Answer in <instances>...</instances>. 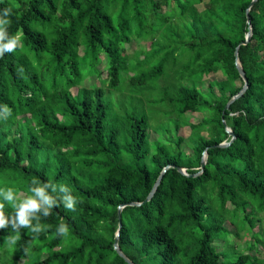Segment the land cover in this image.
Instances as JSON below:
<instances>
[{"label": "trees", "instance_id": "trees-1", "mask_svg": "<svg viewBox=\"0 0 264 264\" xmlns=\"http://www.w3.org/2000/svg\"><path fill=\"white\" fill-rule=\"evenodd\" d=\"M250 1L0 0V12L12 9L9 35L21 36L0 58V113L11 110L0 120V179L17 180L10 187L23 196L33 179L56 184L53 195H67L65 184L80 201L75 212L62 203L41 211L48 228L38 236L0 229V264H129L113 246L118 229L135 264H264V0L240 44ZM135 39L147 45L128 52ZM236 57L248 84L225 109L243 86ZM85 76L99 83L83 85ZM145 102L171 117L162 135L137 109ZM226 126L235 138L213 147L230 140ZM205 149L199 175L169 166L144 201L166 165L195 173ZM130 201L141 204L122 208L118 228V205ZM61 220L67 237L56 235Z\"/></svg>", "mask_w": 264, "mask_h": 264}, {"label": "clouds", "instance_id": "clouds-1", "mask_svg": "<svg viewBox=\"0 0 264 264\" xmlns=\"http://www.w3.org/2000/svg\"><path fill=\"white\" fill-rule=\"evenodd\" d=\"M12 12L11 8H5L0 12V58H3L5 53H13L17 48L21 47V36L19 33L15 35H9L8 28L11 21L9 16ZM19 71H23L20 69ZM4 113H0V120L6 121L11 116V110L4 105ZM49 187L53 189V192L48 191ZM57 185L48 181L47 183H41L40 181L33 179L29 191L31 195L23 196L17 194L13 188L7 189L0 188V198L3 201H7L14 212L11 215L5 214V204L0 202V229L11 227L17 234L21 232V229H28L30 233H34L37 236L46 231L47 225L40 223V213L43 212L44 217L51 215V209L58 207L59 203H62L67 211H76V206L80 202L78 198L72 194V190L65 184H60L59 188L61 192L68 193L67 195L60 196L53 195L56 193ZM35 221V224L33 223ZM56 235L60 237H67L69 235V227L61 220L56 229ZM19 235L8 236L5 238V244L11 248L19 240ZM25 253L30 252V248L24 249Z\"/></svg>", "mask_w": 264, "mask_h": 264}, {"label": "rangeland", "instance_id": "rangeland-1", "mask_svg": "<svg viewBox=\"0 0 264 264\" xmlns=\"http://www.w3.org/2000/svg\"><path fill=\"white\" fill-rule=\"evenodd\" d=\"M201 7H202V4L199 5V8H201ZM147 42L148 41H142V40H139V39L138 40L135 39V40H132L130 42V44H125V47H126V49H127L128 52H132L133 50H135L139 46V43L142 44V45H144V46H146L147 45ZM132 62H135V61L132 60ZM99 66L101 67L102 65L100 64ZM167 70L170 71V69H167ZM105 74H106L105 70H102L101 71V76L104 77ZM219 78H221V73L220 72L210 73L209 76H207L206 79H205V81H204V86L206 85V83H207V81L209 79H219ZM97 80L98 79L96 77H93V76H85V78L83 79V85H87V84H91V83L98 84L99 81H97ZM72 90L75 92L76 88H72ZM158 90H159L158 88H156L155 90H153V92L150 94V96L151 97L152 96H156L158 94ZM127 105L128 106H131L130 105V101L128 102ZM160 107H161L160 104L159 105H156V104H153L152 102H149V103L148 102H145L144 107L142 105H137V109L144 110L146 113H149L151 116H153V119H152L153 126L156 124L157 121H159V122H157V124L155 126V130L156 129L159 130L160 131L159 132L160 133L159 135H162L163 134V129H165L167 127V123L166 122H168L169 120H172V119H171V117L164 118L165 120L162 119L161 115L162 116H164V115L160 112ZM163 107L165 108L166 105L164 106V104H163ZM158 114H160V115H158ZM201 117H202V114L201 113L200 114H198V113H196V114L195 113H190L191 121L192 120L193 121H198V120L201 119ZM180 132L182 133L183 136H186L188 134V127L187 126L183 127L180 130ZM156 135H157L156 132L153 131V130H151L150 131L149 138L151 140H153V139H155ZM151 148H153V147H151ZM0 182H1L0 183L1 188H5V189L8 186L9 187L10 186H14V185H16L18 183L17 180L10 179L9 177L8 178L0 179ZM2 186H4V187H2ZM18 194L21 195V197L23 196V192H18ZM229 206H231V205H229ZM260 215L263 216L264 213H260ZM229 228L232 231H234L233 226L229 225ZM234 236H235L234 233H229L227 235V238H228L229 241H232L235 238ZM221 242H222L221 240H216L214 243H216V245H217V244H222ZM222 247H224V246H222ZM222 247H221V249H222ZM261 250L263 252L262 255H264V249L261 248ZM19 264H23L22 260L19 261Z\"/></svg>", "mask_w": 264, "mask_h": 264}, {"label": "water", "instance_id": "water-1", "mask_svg": "<svg viewBox=\"0 0 264 264\" xmlns=\"http://www.w3.org/2000/svg\"><path fill=\"white\" fill-rule=\"evenodd\" d=\"M256 2V0H251L248 4V7L246 8V17H247V22L249 23L248 25V31L246 32V35H245V38L243 41L240 42V44H246L250 41L251 39V36H252V26L250 25V18H249V10L250 8L252 7V5ZM238 53V46L236 47L235 49V55H237ZM235 64H236V68L243 80V86L241 87V89L235 93L230 99L229 101L226 103L225 105V109H227L230 105L231 102H233L236 98H238L239 96H241L243 94V92L246 90L247 88V84H248V80H247V77H246V74L244 72V69L243 67L241 66L240 64V61L238 60V58L236 57V60H235ZM225 130L228 132V134L231 136L230 140L229 141H223V142H220L218 144H213L212 146H218V147H226L230 144V142L235 138V134L234 132L232 131L231 128H229L228 126L225 127ZM207 149V148H206ZM206 149L202 152V156H201V159H200V165H199V169L197 172L195 173H192V174H188L187 171H186V168L184 167H180V166H176L174 164H169V165H166L163 170L161 171V173L159 174V176L157 177L156 181L154 182L150 192L148 193V195L145 197L144 201H147L149 200L152 195L154 194L155 190L157 189L160 181H161V178H162V175L163 173L166 171V169L169 167V166H175L176 169L181 172L182 174H185V175H191V176H196V175H199L203 169H204V166H205V163H206V160H207V152H206ZM141 204V202H135V201H130V202H124L120 205H118V208H117V217H118V228L121 227V220H120V216H121V210L124 206L126 205H139ZM118 236H119V229L117 230L116 232V236L114 238V243H113V246H114V249L116 250V252L129 264H135L134 262H132V260H130L123 252L122 250L120 249L119 245H118Z\"/></svg>", "mask_w": 264, "mask_h": 264}]
</instances>
